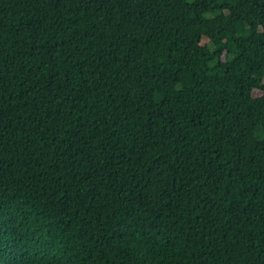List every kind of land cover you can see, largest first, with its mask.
Returning <instances> with one entry per match:
<instances>
[{
    "label": "trees",
    "instance_id": "trees-1",
    "mask_svg": "<svg viewBox=\"0 0 264 264\" xmlns=\"http://www.w3.org/2000/svg\"><path fill=\"white\" fill-rule=\"evenodd\" d=\"M0 264H264V0H0Z\"/></svg>",
    "mask_w": 264,
    "mask_h": 264
},
{
    "label": "rangeland",
    "instance_id": "rangeland-1",
    "mask_svg": "<svg viewBox=\"0 0 264 264\" xmlns=\"http://www.w3.org/2000/svg\"><path fill=\"white\" fill-rule=\"evenodd\" d=\"M220 18V17H219Z\"/></svg>",
    "mask_w": 264,
    "mask_h": 264
}]
</instances>
